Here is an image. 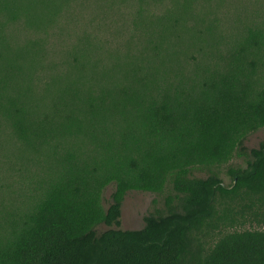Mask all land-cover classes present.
Listing matches in <instances>:
<instances>
[{
  "label": "trees",
  "instance_id": "16d2710c",
  "mask_svg": "<svg viewBox=\"0 0 264 264\" xmlns=\"http://www.w3.org/2000/svg\"><path fill=\"white\" fill-rule=\"evenodd\" d=\"M220 6L0 0V264H264V229L208 243L239 210L264 217V140L245 145L264 127V21L224 25ZM166 187L119 228L129 191Z\"/></svg>",
  "mask_w": 264,
  "mask_h": 264
},
{
  "label": "rangeland",
  "instance_id": "374dc122",
  "mask_svg": "<svg viewBox=\"0 0 264 264\" xmlns=\"http://www.w3.org/2000/svg\"><path fill=\"white\" fill-rule=\"evenodd\" d=\"M221 6L219 7V15L224 25H237L241 24H258L264 21V0H219ZM264 140V127L250 133L246 140L245 145L248 148L257 147L258 143ZM245 166L243 159L233 157L230 161L220 165L217 168L219 177L224 184H229L231 178L228 174V170L236 167ZM19 171V168L17 167ZM18 171H13L15 179H18ZM196 175L204 176L202 173H196ZM14 185L13 188H15ZM112 186L109 185L103 192V198L106 205L109 199ZM169 192V188L166 187L162 194H155L146 191H129L123 200L121 207L120 226L121 229H139L143 226V217L148 212L153 211L155 208L162 206L163 197ZM226 202L227 200H223ZM239 202V203H238ZM237 199L233 200L235 210H239V204L242 201ZM108 227L104 224H99L96 229L98 231L106 230ZM242 229H264V217L259 215L256 208L239 210L234 215V221L230 227L222 228L221 230H215L210 233L208 238L209 245L218 239L221 233H225L231 230Z\"/></svg>",
  "mask_w": 264,
  "mask_h": 264
}]
</instances>
